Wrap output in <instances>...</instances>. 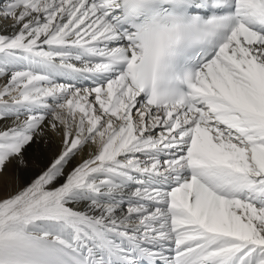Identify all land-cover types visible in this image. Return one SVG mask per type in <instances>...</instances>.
<instances>
[{"label":"snow or ice","instance_id":"obj_1","mask_svg":"<svg viewBox=\"0 0 264 264\" xmlns=\"http://www.w3.org/2000/svg\"><path fill=\"white\" fill-rule=\"evenodd\" d=\"M0 21V173L63 138L0 197V264H264V0H4Z\"/></svg>","mask_w":264,"mask_h":264},{"label":"bare ground","instance_id":"obj_2","mask_svg":"<svg viewBox=\"0 0 264 264\" xmlns=\"http://www.w3.org/2000/svg\"><path fill=\"white\" fill-rule=\"evenodd\" d=\"M4 0H0V5ZM3 22L0 21V26ZM63 82V81H61ZM84 86H90L91 81H81ZM47 120L45 125H47ZM62 135L45 127L44 136L29 146L24 152L25 163L18 165L15 161L9 163L0 173V197L14 194L29 186L43 171H45L63 149ZM94 147V146H93ZM88 150L78 154L70 162L66 171L82 162L88 156Z\"/></svg>","mask_w":264,"mask_h":264}]
</instances>
